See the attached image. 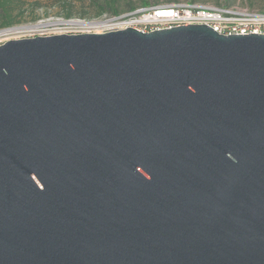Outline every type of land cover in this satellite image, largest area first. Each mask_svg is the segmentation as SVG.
<instances>
[{
	"label": "water",
	"instance_id": "water-1",
	"mask_svg": "<svg viewBox=\"0 0 264 264\" xmlns=\"http://www.w3.org/2000/svg\"><path fill=\"white\" fill-rule=\"evenodd\" d=\"M0 264H264V35L0 46Z\"/></svg>",
	"mask_w": 264,
	"mask_h": 264
},
{
	"label": "built area",
	"instance_id": "built-area-1",
	"mask_svg": "<svg viewBox=\"0 0 264 264\" xmlns=\"http://www.w3.org/2000/svg\"><path fill=\"white\" fill-rule=\"evenodd\" d=\"M192 23L208 25L226 35H264V12L240 6L218 7L209 3L195 2L163 3L157 6L140 7L133 11L121 13L118 16H112L104 22L90 24L102 27L98 32H93L98 34L117 32L128 28L149 34L150 32L178 28L180 25ZM61 34L76 35L85 33L62 31ZM61 34H46L44 36Z\"/></svg>",
	"mask_w": 264,
	"mask_h": 264
},
{
	"label": "rangeland",
	"instance_id": "rangeland-1",
	"mask_svg": "<svg viewBox=\"0 0 264 264\" xmlns=\"http://www.w3.org/2000/svg\"><path fill=\"white\" fill-rule=\"evenodd\" d=\"M15 0L12 8L14 9L12 19L16 21L13 26L0 28V46L11 41L19 35L6 33L9 29L17 27H32L36 25L51 23H61L68 21H81L87 24L95 22H104L112 17L109 11L100 15L101 7L105 9H116L120 14L129 11L131 8L148 7L152 4L177 3L195 1V3L221 6H240L248 9L264 12V0ZM0 20V24H1ZM36 29V30H35ZM90 27L81 26L76 29L61 25H50L46 28H33L31 31L23 33L32 39L35 37H43L62 31H84L90 30ZM87 34V33H86ZM47 37V36H44Z\"/></svg>",
	"mask_w": 264,
	"mask_h": 264
},
{
	"label": "bare ground",
	"instance_id": "bare-ground-1",
	"mask_svg": "<svg viewBox=\"0 0 264 264\" xmlns=\"http://www.w3.org/2000/svg\"><path fill=\"white\" fill-rule=\"evenodd\" d=\"M61 24H64V26L72 27L74 29H76V28L79 29V27H81V26H84V27H90L91 26L90 30H84V31L77 30L76 31V32H82V33H87V34H90V33H93V32H98L102 28L101 26H98V25H92V24L87 25V24L75 21V22H61V23H56V24L46 23V24L36 25V26H32V27H17V28H14V29L7 30L6 33H11V34L19 33V35L17 37L11 38L9 40L24 39V38H30V37L33 36V35L32 36H28V35L23 34V33H26L27 31H31L33 28H46V27H49L50 25L57 26V25H61ZM67 32L76 33L74 31H67ZM58 34H61V32H58ZM39 36H42V35H39Z\"/></svg>",
	"mask_w": 264,
	"mask_h": 264
},
{
	"label": "trees",
	"instance_id": "trees-1",
	"mask_svg": "<svg viewBox=\"0 0 264 264\" xmlns=\"http://www.w3.org/2000/svg\"><path fill=\"white\" fill-rule=\"evenodd\" d=\"M15 0H0V20L1 24H0V28L2 27H10L13 26L16 21L14 19L11 18V16L13 15L14 9L12 8L13 4H14ZM93 2L97 3L95 0H92ZM195 2V1H192ZM191 2V3H192ZM171 4V3H168ZM157 5H161V4H152L150 6H157ZM106 7H101L100 9V15L104 14V12L109 11L110 14H112V16H118L120 13L116 10V9H105ZM134 8L130 9L129 11H133ZM128 12V11H127Z\"/></svg>",
	"mask_w": 264,
	"mask_h": 264
}]
</instances>
